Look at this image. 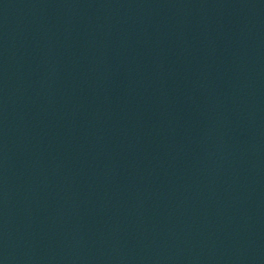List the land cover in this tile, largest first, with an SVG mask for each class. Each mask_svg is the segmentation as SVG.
Returning a JSON list of instances; mask_svg holds the SVG:
<instances>
[{"label":"water","instance_id":"1","mask_svg":"<svg viewBox=\"0 0 264 264\" xmlns=\"http://www.w3.org/2000/svg\"><path fill=\"white\" fill-rule=\"evenodd\" d=\"M96 264H264V22Z\"/></svg>","mask_w":264,"mask_h":264}]
</instances>
